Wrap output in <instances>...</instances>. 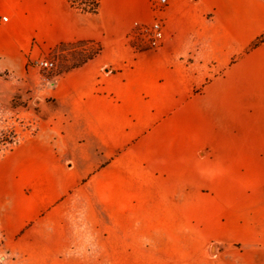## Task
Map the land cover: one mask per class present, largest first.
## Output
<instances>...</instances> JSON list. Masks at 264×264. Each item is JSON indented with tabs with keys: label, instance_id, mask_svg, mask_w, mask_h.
I'll use <instances>...</instances> for the list:
<instances>
[{
	"label": "crops",
	"instance_id": "1",
	"mask_svg": "<svg viewBox=\"0 0 264 264\" xmlns=\"http://www.w3.org/2000/svg\"><path fill=\"white\" fill-rule=\"evenodd\" d=\"M99 2L92 15L66 0H0V77L41 102L36 133L0 158V241L31 264H67L65 205L132 162L218 246L211 259L264 264V46L252 48L264 0H168L166 46L137 62L122 43L153 20L151 0ZM86 42L107 43L104 55L51 79L31 69Z\"/></svg>",
	"mask_w": 264,
	"mask_h": 264
},
{
	"label": "rangeland",
	"instance_id": "2",
	"mask_svg": "<svg viewBox=\"0 0 264 264\" xmlns=\"http://www.w3.org/2000/svg\"><path fill=\"white\" fill-rule=\"evenodd\" d=\"M166 9L161 18L167 27ZM262 37L259 45L264 46ZM126 39L122 47L134 51V62L139 60L140 54L154 51L140 32L132 31L131 34L130 31ZM106 48L107 43L104 42L63 45L39 58L54 60L57 63L56 71L40 72L33 63L31 69L40 79H51L101 57ZM20 107L22 104H14L15 110L0 111V158L37 131V116L41 117V110H24ZM122 163L125 164L124 161ZM131 164V168L115 167L105 171L99 182L96 180L93 187L91 184L90 189L82 190L80 195L65 205L63 211L68 213L69 219L65 225L69 228L71 245L60 253L67 264H137V261L145 259L146 264L154 261L160 264H220L211 259V251L216 254L218 246L214 245L210 250L202 238L186 226L172 201L160 195L151 177L136 164ZM109 201L119 205L115 219L106 208L98 205L108 204ZM129 241L135 247L132 248ZM121 246L124 247L123 255L120 254ZM130 248L138 256L132 263H128ZM0 264L31 263L23 252L13 250L0 241Z\"/></svg>",
	"mask_w": 264,
	"mask_h": 264
},
{
	"label": "built area",
	"instance_id": "3",
	"mask_svg": "<svg viewBox=\"0 0 264 264\" xmlns=\"http://www.w3.org/2000/svg\"><path fill=\"white\" fill-rule=\"evenodd\" d=\"M168 5V0H151V8L153 11V20L150 23H136L131 30L137 31L145 35L149 46L153 50H161L166 46L168 37L164 20V9ZM4 22H8L9 18L4 17ZM34 67L43 73H51L57 70V63L49 58L38 59L34 62Z\"/></svg>",
	"mask_w": 264,
	"mask_h": 264
},
{
	"label": "water",
	"instance_id": "4",
	"mask_svg": "<svg viewBox=\"0 0 264 264\" xmlns=\"http://www.w3.org/2000/svg\"><path fill=\"white\" fill-rule=\"evenodd\" d=\"M14 104H22L20 109L34 110L41 105V102L28 91L26 86L17 82H9L0 77V111L3 109L15 110Z\"/></svg>",
	"mask_w": 264,
	"mask_h": 264
},
{
	"label": "trees",
	"instance_id": "5",
	"mask_svg": "<svg viewBox=\"0 0 264 264\" xmlns=\"http://www.w3.org/2000/svg\"><path fill=\"white\" fill-rule=\"evenodd\" d=\"M66 1L70 4V6L72 8H75V9L79 10L83 14L97 15L98 12H99V9H100V2H99V0H66ZM262 38L263 37L257 39L255 41L256 44H254V46H258ZM131 244L132 243L130 242L129 245H131ZM131 247L133 248L135 246L131 245ZM123 248H124L123 246L120 247V254L121 255H123L125 253ZM132 248H130L131 250H128V263H130L131 261L132 262L133 261H136L134 258L138 257V256H136L137 253L134 252L132 250ZM131 254H132V256H131ZM146 261H147L146 259L144 261L143 260H140V261H137V264H146ZM143 262H145V263H143ZM155 262L156 261H154L152 263L149 262V263L150 264H160L158 262H156V263Z\"/></svg>",
	"mask_w": 264,
	"mask_h": 264
}]
</instances>
